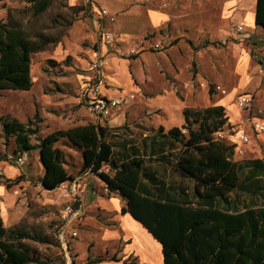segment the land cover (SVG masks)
I'll return each instance as SVG.
<instances>
[{
  "label": "trees",
  "instance_id": "16d2710c",
  "mask_svg": "<svg viewBox=\"0 0 264 264\" xmlns=\"http://www.w3.org/2000/svg\"><path fill=\"white\" fill-rule=\"evenodd\" d=\"M33 1L37 15L50 6V0ZM51 43L45 35L32 37L11 20L0 21V93L30 91L32 55ZM184 116L181 128L166 133L160 127L152 137V153L158 155L146 159L134 150L127 160L118 158L109 140L111 130L100 124L59 129L44 136L37 123L41 119L21 122L4 117L1 124L6 139L15 138L19 156L39 150L44 168L39 183L44 190L54 191L73 180L65 167V152L58 145L81 151L79 173L95 174L110 193L123 196V212L162 244L165 264H264V159L235 160V145L218 138L220 131L231 127L224 107L186 108ZM33 137L38 143H33ZM153 159L173 164L180 177L192 180L193 195L166 196L159 188L163 181L144 174L145 163ZM113 161L118 169L110 167ZM25 240L39 238L23 226L6 228L0 217V264H42Z\"/></svg>",
  "mask_w": 264,
  "mask_h": 264
},
{
  "label": "crops",
  "instance_id": "0c3cea01",
  "mask_svg": "<svg viewBox=\"0 0 264 264\" xmlns=\"http://www.w3.org/2000/svg\"><path fill=\"white\" fill-rule=\"evenodd\" d=\"M175 5V10L170 12L139 7L135 11L138 21L133 22L138 28L137 31L133 27L137 33L157 30L167 24L172 34L176 36L177 45L168 49V55L163 52L147 51L140 57L144 62L143 77L147 78V74H150L151 66L159 67V74L163 80L162 87L148 90L136 75L134 63L129 64V60L133 59L127 61L125 58L113 56L108 58L106 65L102 62V93L110 99L121 101V105L114 110L107 122L101 121L98 124L111 130L109 140L113 142L118 158L122 160L132 157L135 154L134 150L136 154L139 153L146 159L158 155L152 153L154 150L152 137L160 127H163L166 133L172 128H181L185 123L186 108L222 106L226 110L230 126L245 128L251 141L253 138L260 142L264 140V133H258L245 124L248 113L237 106V99L242 94L252 95L254 108H258L256 105L258 99L259 104L264 106V81L259 74V69H264V0H179ZM117 10L120 11L121 8ZM216 15L220 18V28L215 24ZM238 26L243 27L241 32L237 30ZM214 30L221 32L220 36L223 38L232 36L238 43L233 44L232 54L226 58L227 61L235 58L231 70L226 65L223 70H219L218 60L215 58L214 60L213 57L207 59L206 53L209 50H202L216 43L206 41L199 48L195 45V41L201 36ZM179 58L183 61L186 59L187 75L184 78ZM171 59L176 67L173 66ZM165 67L170 74L171 72L176 74V78L178 76L182 81L194 80L195 86L186 89L184 87L186 82L180 85L167 82L164 78ZM170 68H174V71ZM192 68L194 72L196 70L198 72L190 79ZM232 80L235 81L234 85H230ZM33 82L35 85L34 79ZM214 82L221 85L227 93L221 94L215 90L211 92L199 86V83ZM34 85L30 91L25 92H31ZM80 111L84 118L76 126L97 124L84 106ZM262 120L264 122V115ZM251 144L252 142L247 152L252 149ZM63 146L81 155L80 171L83 164L81 151L71 145ZM61 149L66 155L67 169L70 153L65 148ZM34 151H37L39 156V150ZM172 155L176 157L177 153ZM104 171L108 172L109 169L104 168ZM9 172L13 176L18 174L15 170ZM144 174L155 175L163 181L159 188L166 196L171 195L172 198L178 199L180 194L192 196L194 193L195 183L180 177L173 164L148 160L144 166ZM74 177L68 182H76L77 193L85 214L78 230L87 235L84 237L78 231V237L72 242L74 258L77 261L83 262L82 264H165L162 244L130 213L123 212L126 201L121 194L110 193L105 183L91 172L84 174L78 172ZM145 182L149 183L147 179ZM2 213L5 215L6 211L3 210ZM15 219V215L10 217V220Z\"/></svg>",
  "mask_w": 264,
  "mask_h": 264
},
{
  "label": "rangeland",
  "instance_id": "374dc122",
  "mask_svg": "<svg viewBox=\"0 0 264 264\" xmlns=\"http://www.w3.org/2000/svg\"><path fill=\"white\" fill-rule=\"evenodd\" d=\"M123 1L122 3V0H50L47 10L38 15L34 12L33 0L0 1V21L11 20L21 25L32 37L45 35L52 39V43L43 51L32 55V75L35 81L33 90L0 93V217L6 228L23 226L39 238V241L25 240L24 243L42 264H70L59 240V230L62 226L61 213L69 201L67 192L70 191L69 188L73 183H64L66 189L61 185L58 190H44L39 183L44 168L38 152L33 151L26 155L24 163L12 161L11 157L19 156V153L16 151L15 138L6 139L1 118L8 117L21 122L41 119V122H37L41 135L79 125L84 118L80 109L84 106L88 111L87 105L81 98V89L89 78L95 77L97 71L93 69V65L102 62L106 65L108 58L113 56L125 58L127 61L133 59L128 63H134L133 69L137 71L136 75L148 90L162 87L163 80L159 74V67L151 66L150 74L144 78L142 73L144 62L140 57L147 51L163 52L168 55V49L177 45L178 41L167 24L157 30L137 33L138 28L133 23L138 21L135 11L140 7L170 12L175 10V4L179 0ZM118 6L121 8L120 11L117 10ZM101 9H107L115 17V22L101 17L98 14ZM219 20L216 15L215 24L220 28ZM220 35L221 32L218 30L210 31L196 40L195 45L199 48L206 41L216 43L202 50H209L206 53L207 59L213 57L218 60L219 70H223L225 65L231 70L235 58L230 61L226 58L231 56L233 44L238 43L232 36L223 38ZM178 61L183 69L182 78H184L187 75L186 59L183 61L179 58ZM172 64L176 67L173 61ZM163 70L167 82L180 85L191 81H182L178 76L176 78V74L172 72L170 74L166 67ZM171 70L174 71V68ZM197 72L198 70L194 72L192 68L189 78L191 79ZM234 83L235 81L232 80L230 85ZM216 85V82L209 83L208 91L212 92ZM256 105L264 112V106L259 104V99ZM36 115L39 118H36ZM32 141L38 143L36 137H33ZM251 142L252 149L248 152L250 143L241 146L245 150L243 155L238 154L235 149V160L264 159V140L260 142L253 138ZM58 147L69 151L67 169L74 179L81 166V155L63 145ZM10 170H15L18 174L13 176ZM243 200L248 203L249 197L244 195ZM3 210L6 211L5 215L2 213ZM13 215L16 219L10 220ZM75 228L79 229V226L76 225ZM78 231L80 235L87 236L81 230ZM73 240L75 239H70L69 242L73 264H82L83 262L74 258Z\"/></svg>",
  "mask_w": 264,
  "mask_h": 264
},
{
  "label": "built area",
  "instance_id": "2783aa9c",
  "mask_svg": "<svg viewBox=\"0 0 264 264\" xmlns=\"http://www.w3.org/2000/svg\"><path fill=\"white\" fill-rule=\"evenodd\" d=\"M98 14L101 17L107 18L110 22H115V17L112 16L107 9H101ZM237 30L241 32L243 30L242 26H238ZM159 45H157V48ZM102 63H95L93 69H95L96 75L94 78H89V81L81 89V98L83 102L88 107V111L93 118L97 121V124L101 121L107 122L114 113V110L121 105V101L110 99L102 93L103 87V71ZM259 74L262 76L264 81V69H259ZM195 86L194 80L186 82L184 87L186 89L193 88ZM201 88H208L209 84L199 83ZM213 90L226 94L227 91L222 88L221 85H216ZM237 106L243 110L247 111L248 115L245 119V124H247L251 129L258 133H264V122L262 116L264 112L262 109L254 108V99L250 94H242L237 99ZM218 138L226 140L231 145H235V149L238 154L243 155L244 149L241 146H246L251 142L250 135L247 130L239 129L236 127H230L218 133ZM26 155L11 157L12 161L18 163H24ZM66 189V186L63 185ZM68 188V187H67ZM70 191L67 192L69 198L68 203L65 205L64 210L61 213L62 226L59 230V240L61 241L65 252L67 253V258L70 260V264H73L72 257L70 255V239H76L78 237V228L84 217V211L79 200V195L77 193L78 186L76 182L69 188ZM108 190V189H107Z\"/></svg>",
  "mask_w": 264,
  "mask_h": 264
},
{
  "label": "water",
  "instance_id": "95a60500",
  "mask_svg": "<svg viewBox=\"0 0 264 264\" xmlns=\"http://www.w3.org/2000/svg\"><path fill=\"white\" fill-rule=\"evenodd\" d=\"M110 167H111L112 169H118V168H119V166H117L116 163H115L114 161L111 162Z\"/></svg>",
  "mask_w": 264,
  "mask_h": 264
}]
</instances>
